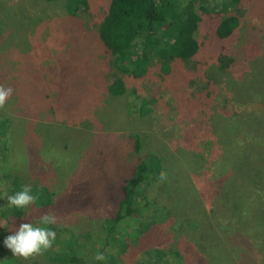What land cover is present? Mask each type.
<instances>
[{
    "label": "rangeland",
    "instance_id": "rangeland-1",
    "mask_svg": "<svg viewBox=\"0 0 264 264\" xmlns=\"http://www.w3.org/2000/svg\"><path fill=\"white\" fill-rule=\"evenodd\" d=\"M89 1L74 17L60 0H0V86L13 89L0 108V264L75 263L72 235L95 237L135 167L152 156L163 177L144 195L169 219L132 244L121 264L157 248L182 252L201 231L206 250L232 255L237 246V264H264V0H173L204 17L202 53L171 62L168 74L156 61L140 79L121 74L99 42L110 0ZM231 15L237 30L217 39L215 28ZM223 56L234 59L230 68ZM118 79L124 87L114 95ZM237 158L240 174L228 180ZM25 185L36 202L9 206L7 196ZM241 209L248 218L237 229ZM46 213L58 218L47 225L53 246L15 256L6 237L24 223L44 226Z\"/></svg>",
    "mask_w": 264,
    "mask_h": 264
},
{
    "label": "trees",
    "instance_id": "trees-1",
    "mask_svg": "<svg viewBox=\"0 0 264 264\" xmlns=\"http://www.w3.org/2000/svg\"><path fill=\"white\" fill-rule=\"evenodd\" d=\"M60 1L66 3L68 13L74 17L87 12L90 8L89 0ZM203 21L204 17L197 12L192 3L180 5L173 0H110L99 28L98 39L121 74L140 79L149 72L156 61L164 64L162 71L168 74L171 62L177 59L189 61L199 56L203 45L198 33ZM239 24V18L234 15L222 19L215 28L216 38L219 40L230 38ZM219 62L227 69L234 63V59L223 56L219 58ZM123 84L122 79H118L110 87L111 92L119 95L123 90ZM234 138L237 141V134ZM140 147L141 144L137 140L136 151H139ZM155 161L156 158L152 156L135 167L132 178L122 186L123 194L117 211L113 217L104 221L95 237L76 238L72 235L76 259L75 263L68 260L70 264H121V260L125 256L128 257L126 253L132 244L152 233L155 227L167 222L168 210L151 208L144 195L145 188L152 185L155 178L158 180L162 178L158 175L161 169L157 168L158 163L155 164ZM238 163L239 159L237 171L231 163V167L226 168L224 177L231 180L234 179L233 176H238L240 174ZM237 187L242 189L241 184L236 182L234 187L236 193ZM242 200V197L237 196L236 203L231 200L230 203L237 207L242 205L240 204ZM235 215L240 222L237 229L243 228L248 211L241 209L239 214L236 212ZM175 227L184 231L198 229L196 224L188 225L185 229L184 224L177 223ZM204 232L201 231L200 239H197V236L190 237L191 240L182 247V252L179 250L167 252L157 248L144 253L142 259L137 262L131 259L130 263L237 264V251H241L237 246H233L232 255L228 250H224L222 254L212 253L210 248L205 249L208 247L204 243ZM98 253L103 254L105 259L96 260L95 256ZM242 264L247 263L243 261Z\"/></svg>",
    "mask_w": 264,
    "mask_h": 264
},
{
    "label": "clouds",
    "instance_id": "clouds-1",
    "mask_svg": "<svg viewBox=\"0 0 264 264\" xmlns=\"http://www.w3.org/2000/svg\"><path fill=\"white\" fill-rule=\"evenodd\" d=\"M13 89L0 86V108H3L12 96ZM163 177V173H161ZM5 195H7L5 193ZM37 197L32 194V186L25 185L21 191L14 195L7 196L9 206L16 208H26L36 202ZM57 216L54 213H46L41 218V224L44 226H34L30 223L21 224L19 229L13 235H9L4 240L5 246L11 250L15 256L25 259L37 254H42L53 246L56 240V232L47 225L57 222ZM96 260H104L105 256L98 253Z\"/></svg>",
    "mask_w": 264,
    "mask_h": 264
}]
</instances>
